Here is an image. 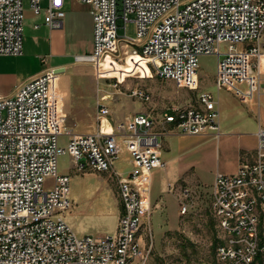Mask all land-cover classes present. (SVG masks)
Wrapping results in <instances>:
<instances>
[{"label":"built area","instance_id":"2783aa9c","mask_svg":"<svg viewBox=\"0 0 264 264\" xmlns=\"http://www.w3.org/2000/svg\"><path fill=\"white\" fill-rule=\"evenodd\" d=\"M79 1L91 8L93 51L75 55V63L97 66L120 58L123 48L130 47L133 54L148 58L156 77L191 89L200 86L199 58L215 55L217 89L229 90L244 104L261 106L264 0ZM28 2L35 14L43 11L42 0ZM65 3L48 0L44 11L50 29L63 27ZM119 18L124 35L119 34ZM129 21L136 25L135 37L126 34ZM24 30L25 0H0V56L23 54ZM247 41L255 45L239 48ZM55 69L28 79L13 95L0 97V264H128L130 257L145 264L150 250L136 235L143 217L152 231V171L165 167L160 138L178 133L219 137L221 112L215 97L202 91L200 107L175 106L158 119L137 112L113 123L109 98L103 94L97 130L77 133L66 127L57 88L60 73ZM132 95L152 100L142 88L132 90ZM104 119L111 133L103 128ZM61 136L67 137L64 145ZM123 149L130 155L131 169L126 172L116 168ZM65 153L79 172L90 169L115 179L122 203L115 232L81 236L67 221L63 213L73 207L71 177L59 172V157ZM212 191V210L221 231L218 264H264L262 126L257 131L256 161L241 164L234 174L217 173ZM187 212L183 203L180 213Z\"/></svg>","mask_w":264,"mask_h":264},{"label":"rangeland","instance_id":"374dc122","mask_svg":"<svg viewBox=\"0 0 264 264\" xmlns=\"http://www.w3.org/2000/svg\"><path fill=\"white\" fill-rule=\"evenodd\" d=\"M83 7V4L78 0H67L65 10L81 13ZM118 9L121 14V4ZM133 18L130 15L129 19L133 20ZM118 25L120 26L119 34L124 35L123 19H118ZM136 32L135 23L129 21L126 26V34L135 37ZM67 39L70 45L67 57L58 59V62H75V55L91 52V41L85 31L84 18L81 14L68 31ZM254 45V42L247 41L240 44L239 48L249 49V46ZM261 45L263 54L261 68L264 69V35ZM123 50L124 53H121L120 58L116 60L108 58L106 61L98 63L97 66L89 63H76L68 67L66 71L60 73L59 91L64 93L65 84L69 82L71 99L76 98V94L80 92L90 97L94 96L97 106L101 102V96L109 93L110 117L113 123L117 122V116L121 113L151 112L153 117L160 118L162 113L172 106L197 105L199 103L198 95L203 90L214 95L220 108L221 123L223 124L226 119L228 125L231 120L230 114L236 109L244 107L231 92L224 89L218 90L215 86L217 70V56L215 55H203L199 58L200 86L190 89L178 88L173 82L162 81L156 76L145 81L149 86L143 85L141 78L151 77L152 71L149 70L152 67L146 60L134 57L130 47H125ZM116 83L118 85L115 86ZM139 85L151 90L152 102L143 103L132 95L133 88ZM106 103L108 104V102ZM107 123L108 121L104 119L103 127ZM67 128L73 132L81 130L80 127H76V130ZM182 135L185 134L178 133L160 138L163 143L165 168L153 171V207L150 217L152 231L149 232L147 218L143 217L140 230L136 235L137 239L144 238V249L150 250L145 264H218L217 247L220 243L221 231L218 219L214 216L211 207L213 197L211 185L212 174L220 164L219 154L216 153L213 156L211 164H209L208 154H206V159L201 160V167L196 164V171H193L196 172L197 179L192 174L193 171H189L190 163L183 164L182 159L178 156L182 154L183 148L194 146L201 140L196 136L185 137ZM66 140V136H61L60 144L64 145ZM121 155L123 159L119 160L117 168L127 170L129 165L124 159L127 152L124 151ZM175 156L178 159L172 162V165L166 162ZM214 157L216 158L214 159ZM59 172L69 174L71 177L70 197L73 207L63 214L78 234L84 236L115 232L116 212L120 206L122 211L115 179L105 176L106 173L99 175L90 169H87L85 173L78 172L73 166L69 153L59 157ZM176 175H181L182 181L180 180L175 185L173 191H169L170 184H173L171 182L175 184L174 177ZM184 180L189 182H184ZM195 184H199L198 187ZM178 197L182 203L178 204ZM183 203L188 204L189 211L181 215L180 210ZM128 264H142V260L138 257H130Z\"/></svg>","mask_w":264,"mask_h":264},{"label":"crops","instance_id":"0c3cea01","mask_svg":"<svg viewBox=\"0 0 264 264\" xmlns=\"http://www.w3.org/2000/svg\"><path fill=\"white\" fill-rule=\"evenodd\" d=\"M47 5H48V0H42L43 11L39 15H37L29 7L28 0H25V30H24L23 54L20 56H0V97L13 95L16 89L22 83H24L25 81H27L32 77H35L43 73L49 68H57L64 66L66 67L67 70L68 67L76 64L74 61L70 63H63V62H58L57 60L63 57H67L70 48L67 39V33L68 31H70V29L72 28L73 24L78 19L80 14L84 18L85 31L91 41V49H92L91 52L93 51L94 23H93L91 8L88 5L83 4L84 7L81 13L76 12L74 10H65L66 16L64 18L63 27L59 29H50L49 26L45 23L44 9L47 7ZM151 71H152L151 77L141 78L142 79L141 83L143 85L149 86L145 81L155 78L152 77L155 76L154 71L152 69ZM56 78H57V88H58V81L59 79H61V75L56 74ZM162 81L169 82L168 80H162ZM65 85L66 86L64 88L65 90L64 93H61L59 89L58 92L60 94L63 111L67 115L66 126L73 128L75 130L76 127H80L81 130L79 131L77 130L76 131L77 133H91L96 131L97 130L96 127L98 125V120L96 116L98 112V106L100 103H98L97 106L96 99L94 96L90 97L80 92L76 94V98L71 99L70 83L67 82ZM137 88H142L147 92H149L153 100V94L151 90L140 85L134 87L133 90ZM263 97L264 95L261 97L260 107L251 104L250 105L244 104L235 97L238 100V102L244 107H241L240 109L238 108V110L236 109L230 114L231 120L228 125L226 123L227 121L226 119H224V124L221 123V117H220L221 134L219 137H215L211 135H182L185 137L196 136L198 139L201 140L198 144H195L194 146H189V147L186 146V148H183V152L181 154L182 156L181 155L178 156L180 159H182L183 164L190 163L189 171L195 170L196 164L200 166L202 164V163L200 164L201 160L203 161L204 159H206V154H208L210 158L209 164H211V160L213 156L216 155V153L219 154L220 164L217 167V170H215L212 174L213 179H212L211 190H213V184L217 173L234 174L238 170L241 164L254 163L256 161L257 131L260 126L264 128ZM152 100L150 102H152ZM106 102H108V106H109V100H107ZM142 102L149 103L144 101ZM200 106L201 104L199 102L197 105H193V106L188 105L184 107H179V106L176 107H179L181 109H187V108H192V107L194 108ZM173 107L175 106L170 107L167 111H170ZM147 113H151V112H147ZM110 115H111V111H110ZM110 115L109 118L110 121H112ZM130 115H132V113L130 112L121 113L119 114V116H117L118 118L116 121L117 122L123 121L126 118H128ZM154 118L158 119L156 117ZM171 126H172L171 124H166V127H171ZM103 128L105 130L107 128H111L110 123L108 122ZM158 129L161 130V126L158 125ZM124 151L127 152L125 149H123L122 153ZM178 157L175 156L169 161L167 160L166 162L172 165V162L176 161ZM215 158L216 157H214V159ZM122 159L123 158L121 155V158L119 160ZM124 159L125 161H127L129 165V168L127 170H123L122 168H120L121 169L120 170L119 168H117V163L119 162V160L116 163V168L122 172H126L129 169H131L130 155L128 152L126 158L124 157ZM162 159H163V152H162ZM206 161L208 162V160ZM206 165H207L206 167H208V164ZM159 169L161 168H156L154 170H159ZM153 171H152V183H151V192H150L151 207H153V202H152ZM195 171L192 172L194 177H196ZM98 174L101 175L100 173ZM180 176L181 175H176L174 177L175 184L174 182H171L173 184H170V187L168 188L169 191H173L175 185L181 180ZM184 182H189V181L184 180ZM195 185H197L198 187L199 184H195ZM185 190H188V188H185ZM180 202L182 203V200L178 197V204ZM188 211H189V206H188ZM121 212L122 211L120 206V208H118L116 212V216H117L116 227Z\"/></svg>","mask_w":264,"mask_h":264},{"label":"bare ground","instance_id":"6f19581e","mask_svg":"<svg viewBox=\"0 0 264 264\" xmlns=\"http://www.w3.org/2000/svg\"><path fill=\"white\" fill-rule=\"evenodd\" d=\"M132 55H133L134 57L139 58V59L146 60V61L149 63L148 58L145 57V56H143V55H140V54H133V53H132ZM99 63H100V62H99ZM149 71H151V70H149ZM106 97H107V98H110V94L107 93V94H106ZM105 131H106V133H111L112 128H107Z\"/></svg>","mask_w":264,"mask_h":264},{"label":"water","instance_id":"95a60500","mask_svg":"<svg viewBox=\"0 0 264 264\" xmlns=\"http://www.w3.org/2000/svg\"><path fill=\"white\" fill-rule=\"evenodd\" d=\"M66 70V68L64 67V66H62V67H57L56 69H55V72L56 73H62V72H64Z\"/></svg>","mask_w":264,"mask_h":264}]
</instances>
